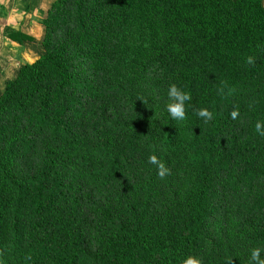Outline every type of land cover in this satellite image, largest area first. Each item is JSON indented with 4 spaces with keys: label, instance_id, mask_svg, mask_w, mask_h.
I'll return each instance as SVG.
<instances>
[{
    "label": "trees",
    "instance_id": "1",
    "mask_svg": "<svg viewBox=\"0 0 264 264\" xmlns=\"http://www.w3.org/2000/svg\"><path fill=\"white\" fill-rule=\"evenodd\" d=\"M41 24L42 53L0 95V264H249L264 248L262 1L55 0Z\"/></svg>",
    "mask_w": 264,
    "mask_h": 264
},
{
    "label": "crops",
    "instance_id": "2",
    "mask_svg": "<svg viewBox=\"0 0 264 264\" xmlns=\"http://www.w3.org/2000/svg\"><path fill=\"white\" fill-rule=\"evenodd\" d=\"M55 0H0V93L23 63H32L42 53L44 27L41 21ZM20 31L33 38L19 44L7 37Z\"/></svg>",
    "mask_w": 264,
    "mask_h": 264
},
{
    "label": "clouds",
    "instance_id": "3",
    "mask_svg": "<svg viewBox=\"0 0 264 264\" xmlns=\"http://www.w3.org/2000/svg\"><path fill=\"white\" fill-rule=\"evenodd\" d=\"M251 63V58H249ZM168 97L171 101L166 105L168 114L172 119L183 121L186 118L185 115V102L190 100V95L188 92L178 89L176 85H170L168 89ZM198 117H202L207 121L212 118V113L207 109H200L196 112ZM239 113L237 111L231 112V117L235 119ZM255 130L258 135L264 136V124L260 121H257L255 125ZM150 164L156 165L157 174L163 178L167 173L168 169L165 167L164 163L157 159L155 155H150L148 158ZM264 251V248H253L250 252L249 264H264V258L261 257V252ZM183 264H202L201 260L198 257L188 256L184 259ZM231 264V261L228 262Z\"/></svg>",
    "mask_w": 264,
    "mask_h": 264
},
{
    "label": "rangeland",
    "instance_id": "4",
    "mask_svg": "<svg viewBox=\"0 0 264 264\" xmlns=\"http://www.w3.org/2000/svg\"><path fill=\"white\" fill-rule=\"evenodd\" d=\"M262 1V5L264 6V0H261ZM18 71V70H17ZM5 87V86H4ZM3 87V89H4ZM3 90L1 91L0 95L2 94Z\"/></svg>",
    "mask_w": 264,
    "mask_h": 264
}]
</instances>
